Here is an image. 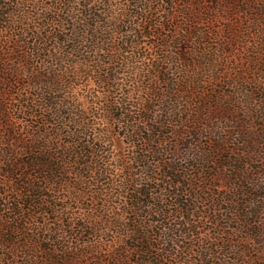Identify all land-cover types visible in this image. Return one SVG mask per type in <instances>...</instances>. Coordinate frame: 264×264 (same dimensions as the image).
Instances as JSON below:
<instances>
[{
  "label": "trees",
  "instance_id": "obj_1",
  "mask_svg": "<svg viewBox=\"0 0 264 264\" xmlns=\"http://www.w3.org/2000/svg\"><path fill=\"white\" fill-rule=\"evenodd\" d=\"M0 264H264V0H0Z\"/></svg>",
  "mask_w": 264,
  "mask_h": 264
}]
</instances>
